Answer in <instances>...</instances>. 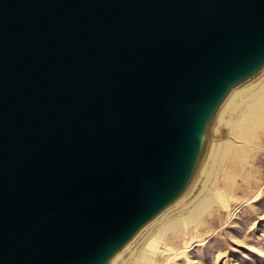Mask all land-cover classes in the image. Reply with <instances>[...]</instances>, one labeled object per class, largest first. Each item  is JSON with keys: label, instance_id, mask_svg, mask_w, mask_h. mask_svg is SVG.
Masks as SVG:
<instances>
[{"label": "water", "instance_id": "obj_1", "mask_svg": "<svg viewBox=\"0 0 264 264\" xmlns=\"http://www.w3.org/2000/svg\"><path fill=\"white\" fill-rule=\"evenodd\" d=\"M263 65L264 0H0V264H104Z\"/></svg>", "mask_w": 264, "mask_h": 264}, {"label": "bare ground", "instance_id": "obj_2", "mask_svg": "<svg viewBox=\"0 0 264 264\" xmlns=\"http://www.w3.org/2000/svg\"><path fill=\"white\" fill-rule=\"evenodd\" d=\"M211 115L204 128L197 159L183 188L104 264H147L149 255L155 254L166 237L188 231L211 201L221 203L222 191L227 187L229 161L250 151L246 144L251 138L255 141L264 134V65L232 86ZM221 159L226 161L227 170L217 166ZM212 174L214 177L209 179ZM232 180L233 177L230 182ZM175 241L178 239H171L170 243L174 245Z\"/></svg>", "mask_w": 264, "mask_h": 264}, {"label": "rangeland", "instance_id": "obj_3", "mask_svg": "<svg viewBox=\"0 0 264 264\" xmlns=\"http://www.w3.org/2000/svg\"><path fill=\"white\" fill-rule=\"evenodd\" d=\"M254 139L229 161L221 203L211 201L190 230L166 237L147 264H264V134Z\"/></svg>", "mask_w": 264, "mask_h": 264}]
</instances>
